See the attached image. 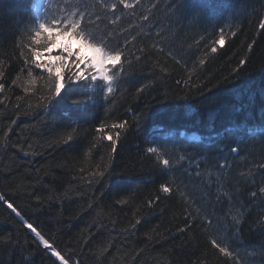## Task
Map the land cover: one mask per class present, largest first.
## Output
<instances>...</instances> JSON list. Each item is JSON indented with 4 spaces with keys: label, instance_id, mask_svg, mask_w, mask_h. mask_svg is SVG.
<instances>
[{
    "label": "trees",
    "instance_id": "trees-1",
    "mask_svg": "<svg viewBox=\"0 0 264 264\" xmlns=\"http://www.w3.org/2000/svg\"><path fill=\"white\" fill-rule=\"evenodd\" d=\"M35 1L0 0V192L23 220L69 264H264V0H208L198 22L201 0H48L44 14L79 6L90 16L89 30L123 51L125 71L112 70L113 93L101 80L73 85L47 114V74L28 47ZM221 27L226 44L212 54ZM124 119L133 127L98 181L110 142L96 127ZM221 232L238 261L208 243ZM0 238H10L0 264H28L33 236L2 202ZM53 260L41 250L31 264Z\"/></svg>",
    "mask_w": 264,
    "mask_h": 264
},
{
    "label": "snow or ice",
    "instance_id": "snow-or-ice-1",
    "mask_svg": "<svg viewBox=\"0 0 264 264\" xmlns=\"http://www.w3.org/2000/svg\"><path fill=\"white\" fill-rule=\"evenodd\" d=\"M120 3L126 8H131L133 5L125 3V0H120ZM33 9H39L40 4L34 3L31 5ZM116 5L113 4L112 8L115 9ZM208 7V0H201L200 9L195 11L192 15V19L196 22L199 21V17L203 9ZM147 19V18H146ZM31 26L27 29L29 36V51L31 53V64L41 72L46 73V83L48 86L49 94L44 97L43 103L40 105L41 110L47 114L55 107L58 100L63 99L68 95V91L71 90L73 85H80L83 83L88 86L98 80L103 82V91L106 94L114 92V75L112 70L125 71L122 61L125 59L123 51L117 48H110L106 43L104 36L99 38L95 33L90 31L92 27V18L86 16L84 11L77 7L76 10L65 9L60 14L39 15L30 21ZM259 28L264 30V19L259 22ZM236 31L230 32V35L235 37ZM75 44V47H73ZM226 44V33L224 28L219 29L218 38L215 39L214 44L210 46V52L215 54L220 48H223ZM255 44V41L252 42ZM252 44H249L248 51H251ZM55 52V54H54ZM208 53H205L207 56ZM248 61L241 59L239 61L240 67L244 66ZM200 65L206 63V59L201 57L198 59ZM235 72H239V68L234 69ZM2 75V73H0ZM30 83H34V80H30ZM4 88L3 84H0V91ZM143 89H140L142 91ZM73 105H80L87 103L86 100H80L73 98L71 100ZM143 118V113H141ZM139 123V121H137ZM70 127H72L70 125ZM133 127L129 124L127 119L119 120L111 124L101 122L96 127V132L101 134V139L110 142L109 155L107 158L101 157V162L98 165L99 170L93 173L99 180H102L107 176L112 175L109 170L108 161L116 153L118 143L121 139V131L127 132ZM107 129L115 130L106 131ZM74 139L72 134L62 141L64 144H70ZM196 139V137H193ZM157 147H148L147 152L149 154H156ZM233 153L238 151V146L231 148ZM169 159H163L162 165L169 166ZM163 193L172 194L173 189L164 184L161 186ZM260 193H264V187L259 189ZM253 196L257 193L253 192ZM158 199V197L156 198ZM0 202L6 205V208L11 211L16 217L21 218V222L24 227L30 231L33 236L32 245L34 251H28V264H31V258L35 256L37 251L46 252L51 258H54L53 264L58 261L59 264H69V259L62 254V250L58 247L57 243L52 241L50 237H46L37 226L33 223L23 220L21 217V211L18 207L7 198V196L0 192ZM151 204V201H149ZM139 223V221H137ZM260 226L264 227V221L260 222ZM211 227V224L209 225ZM235 231L232 235L239 236L240 224L234 225ZM231 228H226L225 231H231ZM184 231V229H181ZM222 240L212 238L209 240L211 248L215 249L221 256L228 258L229 261H238V257L234 251L230 248L229 236L225 232H221ZM10 238H0V243H7ZM260 257L264 258V246H261L259 253ZM249 264H256V262L250 261Z\"/></svg>",
    "mask_w": 264,
    "mask_h": 264
},
{
    "label": "rangeland",
    "instance_id": "rangeland-1",
    "mask_svg": "<svg viewBox=\"0 0 264 264\" xmlns=\"http://www.w3.org/2000/svg\"><path fill=\"white\" fill-rule=\"evenodd\" d=\"M47 2H48V0H36L35 1V3H39L40 4V8L38 10L34 9L35 16H37V12L39 13V15H43L44 14ZM73 47H75V44H73ZM190 139H193V137H190Z\"/></svg>",
    "mask_w": 264,
    "mask_h": 264
}]
</instances>
